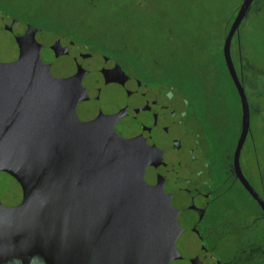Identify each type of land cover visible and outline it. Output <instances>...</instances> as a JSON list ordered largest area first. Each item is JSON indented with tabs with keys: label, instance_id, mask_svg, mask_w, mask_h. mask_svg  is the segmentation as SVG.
Returning <instances> with one entry per match:
<instances>
[{
	"label": "water",
	"instance_id": "1",
	"mask_svg": "<svg viewBox=\"0 0 264 264\" xmlns=\"http://www.w3.org/2000/svg\"><path fill=\"white\" fill-rule=\"evenodd\" d=\"M254 1L242 2L223 57L242 107L236 176L264 212L240 167L250 107L231 53ZM17 56L13 39H0V264H214L175 238L174 173L140 183L112 130L52 95L42 69L19 77Z\"/></svg>",
	"mask_w": 264,
	"mask_h": 264
},
{
	"label": "flooded vegetation",
	"instance_id": "2",
	"mask_svg": "<svg viewBox=\"0 0 264 264\" xmlns=\"http://www.w3.org/2000/svg\"><path fill=\"white\" fill-rule=\"evenodd\" d=\"M242 24L233 38L231 53L247 94L241 79L248 64ZM59 26L32 23L0 10V39L12 38L18 51L16 74L27 78L42 69L52 95L69 99L71 108L85 112L93 127L101 123L108 126L123 146L127 160L135 165L134 174L143 185L153 183L163 170L174 173L182 186L172 198L179 212L175 238L181 244L199 245L195 253L198 261L213 256L214 264H221L230 251L231 235L239 229L240 236L232 241V257L223 264L264 262V212L234 168L242 130L239 96L241 119L233 144L220 129L221 120L211 104H202L192 88L149 76L126 49L112 41L84 35L79 39ZM234 43L239 66L234 59ZM247 97L250 130L239 161L245 178L264 200L253 183L257 180L264 192V145L252 135V117L260 111L256 113L254 101ZM237 196L238 214L232 209ZM249 202L256 206L257 213L251 211Z\"/></svg>",
	"mask_w": 264,
	"mask_h": 264
},
{
	"label": "rangeland",
	"instance_id": "3",
	"mask_svg": "<svg viewBox=\"0 0 264 264\" xmlns=\"http://www.w3.org/2000/svg\"><path fill=\"white\" fill-rule=\"evenodd\" d=\"M241 1L147 0L146 9L132 10L128 7L129 0H101L94 5H90L89 0H0V10L32 23H56L79 39L83 35L105 38L104 26L116 24L122 30L120 35L130 44L132 56L137 57L138 65L149 76L154 75L151 70L162 67L157 76L164 79L173 75L185 77L191 81L189 84L199 88L202 104H211L217 119L221 120L220 129L234 144L241 119L240 105L221 63V55L227 20L231 10ZM241 28L246 33V58L261 66L264 62V17L247 16ZM120 38L111 37V40L120 47L117 43ZM201 45V50L197 49ZM158 61L160 66L155 65ZM247 94L252 101L257 98L256 111H260L252 117V135L258 141L264 140V102L259 97L253 98L248 89ZM256 181L253 183L264 196ZM237 192L242 194L240 190ZM249 203L251 211L257 213L256 206ZM232 246L230 242V251L222 257L221 264L231 259Z\"/></svg>",
	"mask_w": 264,
	"mask_h": 264
},
{
	"label": "trees",
	"instance_id": "4",
	"mask_svg": "<svg viewBox=\"0 0 264 264\" xmlns=\"http://www.w3.org/2000/svg\"><path fill=\"white\" fill-rule=\"evenodd\" d=\"M100 1L101 0H89V4L90 5H94V4H96L97 2H100ZM242 1H241V3H242ZM146 4H147V0H129L128 7H130L132 10H140V9H146L147 8ZM240 4L238 5L237 8L231 10L232 12L230 13V16H229V18L227 20V27H228L227 30L231 27V25H232L231 23H232L233 19H235L236 15H237V11L239 9ZM144 7H146V8H144ZM131 14H133V16H136V14L133 13V12ZM252 14L254 16L257 15L259 17H261V16L264 17V0H255L253 9L250 11L248 16H252ZM104 27H106L105 30H104V33L106 35L104 39L106 41H108V42H111L112 41L111 37H116L117 39H118V37L119 38L121 37L120 40H118L119 42H121L119 44L120 48L126 49L127 50L126 53H129L128 55L132 56L131 51H130V44L125 42L126 39L120 35L122 30L118 29L116 27V24L107 25V26H104ZM227 30H226V32H227ZM169 33H172V29H169ZM245 34L246 33L244 32V35ZM115 41H117V40H115ZM201 47H203V46L202 45L198 46L197 49L201 50ZM236 49H237V45H236V43H234V50H235L234 51V59H235L236 64L239 66V62H238V59H237V50ZM190 54L194 55V53H190ZM245 56H246V50H245ZM132 57H133V60H134L135 64L138 65L139 62L136 61L137 57H134V56H132ZM247 60H248L247 61L248 64H245L246 70H244V72H242L243 75L241 76V79H242L244 85L247 87V89L252 94V96H255V94H256V97H259L260 100L262 102H264V62L262 63L261 66H257V64L254 61L249 60V59H247ZM263 61H264V59H263ZM221 63H222V65L225 68L223 55H221ZM155 65H159L160 66L161 65L160 61L155 62ZM161 70H163L162 67H160L156 71H152L151 70L150 73L154 74L153 75L154 78L162 79V80H164L165 82H167V83H169L171 85H178V86H181L183 88H192L196 92L198 98L201 97V95L199 93V88L197 86L194 87V86H192V84H189L191 81H187V79L185 77L183 78V77L174 76V75L170 76V77H165L166 79H164V77H159V76L156 75V73L159 74L161 72ZM255 74H256V76H255ZM227 75H228V72H227ZM228 77H229V79L231 81V78H230L229 75H228ZM255 77H257V78H255ZM254 82L256 83V85H254ZM231 84H232V81H231ZM232 86H233V84H232ZM253 98H255V97H253ZM238 100H239V98H238ZM206 103H208V102H206ZM239 104H240V102H239ZM253 104H254V106H257V98L254 100ZM256 113H257V111H256ZM263 136H264V128H263ZM261 142L264 145V140H262ZM237 200L239 201L238 196H237V198L235 200L234 208H232V209L238 214L239 204H238ZM231 205H232V203H231ZM238 232H239V229H237V232L235 233V236L231 235V237H230L231 238V242L232 241H234V242L237 241V238L240 236ZM262 238H263L262 242H264V228H262ZM261 264H264V262H262Z\"/></svg>",
	"mask_w": 264,
	"mask_h": 264
}]
</instances>
